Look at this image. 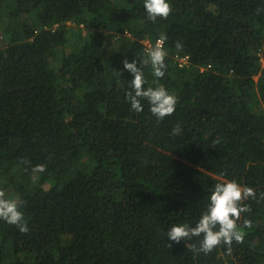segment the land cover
Here are the masks:
<instances>
[{
	"label": "trees",
	"instance_id": "obj_1",
	"mask_svg": "<svg viewBox=\"0 0 264 264\" xmlns=\"http://www.w3.org/2000/svg\"><path fill=\"white\" fill-rule=\"evenodd\" d=\"M169 2L153 22L144 0H0V188L29 228L0 219V264H264V0ZM161 38L162 121L123 65ZM226 180L256 192L243 242L169 241Z\"/></svg>",
	"mask_w": 264,
	"mask_h": 264
},
{
	"label": "clouds",
	"instance_id": "obj_2",
	"mask_svg": "<svg viewBox=\"0 0 264 264\" xmlns=\"http://www.w3.org/2000/svg\"><path fill=\"white\" fill-rule=\"evenodd\" d=\"M144 7L149 19L153 22L158 17L166 19L172 11L169 0H144ZM163 44L151 45L150 43L151 49L148 51V57L145 60H140L139 66L136 60L129 62L125 59L123 61L124 69L129 71L133 77L130 80L131 91L126 93V99L130 103L131 109L135 112L143 111L141 101L147 99L151 106V113L160 121L174 113L178 102L177 97L162 84L145 88L143 66L150 64L152 73L157 79L164 77L167 68L165 63L167 52L162 47ZM176 47L182 49L180 41H177ZM180 131V125L177 124L173 128L172 134H178ZM45 170V164H38L33 168L35 173H42ZM250 197L256 198V192L252 187L242 186L235 180L216 183L209 196L207 208L195 226H190L187 223L174 224L167 233L169 241L180 243L182 240L185 242L191 240L192 237L202 236L199 247L193 244L190 250L207 254L224 244L228 246L230 253L234 241L242 243L244 240L245 232L238 227L237 221L240 220L242 213L251 211L250 206L243 203ZM260 198L264 199V193ZM21 203L19 196L6 197L5 190L0 188V219L17 226L20 232L27 233L29 228L24 221ZM244 226L250 227L251 221L245 219ZM168 247L171 248L172 243H168ZM186 247L188 248L189 245L186 244Z\"/></svg>",
	"mask_w": 264,
	"mask_h": 264
},
{
	"label": "rangeland",
	"instance_id": "obj_3",
	"mask_svg": "<svg viewBox=\"0 0 264 264\" xmlns=\"http://www.w3.org/2000/svg\"><path fill=\"white\" fill-rule=\"evenodd\" d=\"M2 35V30H1V22H0V36ZM149 48L151 47V45L149 43H147Z\"/></svg>",
	"mask_w": 264,
	"mask_h": 264
},
{
	"label": "built area",
	"instance_id": "obj_4",
	"mask_svg": "<svg viewBox=\"0 0 264 264\" xmlns=\"http://www.w3.org/2000/svg\"><path fill=\"white\" fill-rule=\"evenodd\" d=\"M157 43H159L160 45H162V44H163V39H162V38L159 39V40L157 41Z\"/></svg>",
	"mask_w": 264,
	"mask_h": 264
}]
</instances>
